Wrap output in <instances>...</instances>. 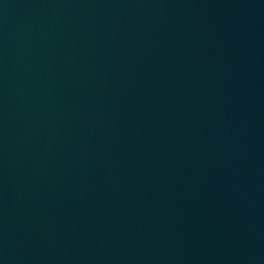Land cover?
Segmentation results:
<instances>
[{
	"label": "water",
	"instance_id": "water-1",
	"mask_svg": "<svg viewBox=\"0 0 264 264\" xmlns=\"http://www.w3.org/2000/svg\"><path fill=\"white\" fill-rule=\"evenodd\" d=\"M0 264H264V0H0Z\"/></svg>",
	"mask_w": 264,
	"mask_h": 264
}]
</instances>
